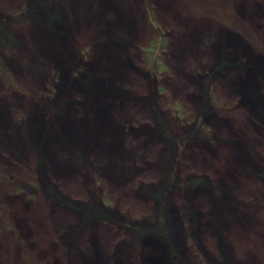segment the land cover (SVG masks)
Segmentation results:
<instances>
[{
	"label": "rangeland",
	"instance_id": "374dc122",
	"mask_svg": "<svg viewBox=\"0 0 264 264\" xmlns=\"http://www.w3.org/2000/svg\"><path fill=\"white\" fill-rule=\"evenodd\" d=\"M42 1L0 0L34 4L0 32V264H264V0Z\"/></svg>",
	"mask_w": 264,
	"mask_h": 264
},
{
	"label": "trees",
	"instance_id": "16d2710c",
	"mask_svg": "<svg viewBox=\"0 0 264 264\" xmlns=\"http://www.w3.org/2000/svg\"><path fill=\"white\" fill-rule=\"evenodd\" d=\"M56 1H58V0H43L41 2V5L47 7V6L52 5V3H55ZM33 7H34V4H32V3L24 4L22 6V8H20L17 11H8V10L0 7V32L2 31L3 34H5L3 27H2V22L3 23H4V21L6 22L7 20H9L11 18V16L12 17L17 16L18 18L25 19V17H26L25 13L27 11H30L31 8H33ZM50 10H52V8ZM146 12H147V17L149 19V22L152 23V25L155 29V36L153 39H151V41L147 45L142 46V51L146 55L147 65H149V68L151 69V71H153L154 65L157 62V55L159 52L162 51V49H163L162 47L164 46L166 41H165L164 33L161 31V29L155 23L153 10L150 8V6H147ZM202 92H203L202 93V99H204L205 106H206L207 103H206L205 96L207 95V86L204 87ZM205 110H206V108L204 109V107H202L201 111H205ZM176 142L179 145H181V143H182L181 140H178ZM169 179H170V182L168 185L165 186L164 193L166 190L169 189V187L172 183V180H171L172 178H169ZM48 192L51 194L52 197L57 198L61 204L66 205L70 208H73L75 210L82 212L84 215V219H86V220L93 218V217H100V215L96 212V209H94L92 207H87V206H83V205H76L75 203H72V202L68 201L67 199H64L62 196H60L58 193H56L52 189H50ZM103 218L105 219L106 217H103ZM162 218H161V221L159 224V228H157V230L155 232L158 233L161 236V238L165 241L167 239V237H166L165 232H164V225H163V219ZM151 232H152L151 230L136 228L135 238L141 239L144 236V234H146V233L148 234ZM173 257H174L176 264H185L175 255H173Z\"/></svg>",
	"mask_w": 264,
	"mask_h": 264
}]
</instances>
